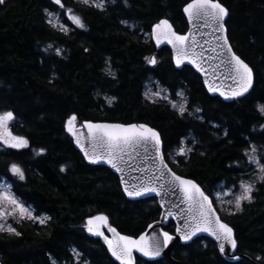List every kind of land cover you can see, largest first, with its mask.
<instances>
[{
    "label": "trees",
    "instance_id": "1",
    "mask_svg": "<svg viewBox=\"0 0 264 264\" xmlns=\"http://www.w3.org/2000/svg\"><path fill=\"white\" fill-rule=\"evenodd\" d=\"M62 2L82 17L84 28L76 27L52 0H6L0 5V110L13 112L11 132L29 141L23 149L0 143V182L6 181L35 216L50 217L45 224L16 217L12 226L19 236L0 231L2 264H51L50 257L58 264H74L73 248L89 264H118L101 239L87 233L86 219L104 213L121 232L138 237L160 217L157 199H128L111 169L85 161L65 130L73 113L78 125L93 119L157 129L172 169L197 181L207 194L237 188L241 179L255 180L252 173H258L243 153L249 143L264 145V118L255 111L257 103H264V0H220L229 11L230 42L255 72L250 95L236 102L211 96L199 74L189 66L177 69L171 50H158L152 41V25L162 18L180 33L188 30L182 11L186 0H127V6L124 0H106L103 11L80 0ZM45 8L61 14L68 31L49 25ZM56 48L62 55H56ZM152 55L156 66L145 62ZM150 82H158L174 99L182 91L192 115L181 117L165 100H145ZM105 97L116 99L109 106ZM196 108L202 111L196 113ZM181 147L192 151L177 155ZM41 148L45 151L38 154ZM11 163L22 168L24 180L8 171ZM255 187L254 200L243 202L240 212L234 207L222 211L211 197L235 230L237 252L261 263L256 257H264V185L257 182ZM166 229L173 233L174 223ZM173 258L187 264H253L227 260L207 238L180 244ZM136 264L176 263L137 258Z\"/></svg>",
    "mask_w": 264,
    "mask_h": 264
},
{
    "label": "snow or ice",
    "instance_id": "2",
    "mask_svg": "<svg viewBox=\"0 0 264 264\" xmlns=\"http://www.w3.org/2000/svg\"><path fill=\"white\" fill-rule=\"evenodd\" d=\"M106 0H80V3L86 7L97 8L101 11L105 10ZM6 0H0V5H4ZM52 3L63 9V15L72 21L78 28H84V22L81 16L74 13L73 9L66 8L62 0H52ZM127 6V0H124ZM45 15L48 18L47 22L52 27H56V23L60 24L62 31H68L63 23L60 22V15L55 12H50L47 8L44 9ZM188 23L189 31L180 34L173 30L172 25L167 19H161L152 25L151 36L155 39L157 45L166 41L172 46V59L177 68L187 62L192 65L195 70L202 75L208 77L204 80V86L211 94H217L224 100L236 102L250 95L254 87L253 71L247 63L233 50L227 37V29L225 28V18L229 15L228 9L220 2V0H186L183 9ZM53 18L56 23H53ZM127 24V21H121ZM202 29H211V33L202 32ZM219 33V35H215ZM214 35V41L205 40L204 44L209 45L207 48L201 44L197 37ZM53 45L49 44L48 48ZM47 50V49H45ZM87 51V49H85ZM56 55H62V50L55 49ZM212 53V55H206ZM145 62L148 65L156 66L158 61L155 56L145 57ZM107 74L115 79V73L110 68ZM219 81V83H217ZM225 81L231 83L225 84ZM158 86V82H157ZM167 89L158 87V90L152 91L146 87L144 93L145 100L150 103H158L159 100H165L171 104V107L178 115L184 117L192 115L188 111L187 98L182 91L175 93L184 99V103L177 104L171 100L168 95L163 93ZM116 98L105 97L104 102L109 106L112 105ZM202 109L196 108L195 112L200 113ZM255 111L264 118V103H257ZM202 119L201 117H198ZM14 119V114L11 111L0 113V143L14 149H23L29 146V141L23 136H16L8 129V122ZM78 117L75 113L70 115L65 122V130L74 137L75 143L83 152L84 158L90 164L106 163L110 165L117 173H120V184L125 195L130 198L142 197L151 193H155L162 198L160 207H164L163 198L179 195L180 203L184 204V208H180L178 213H173L169 209L167 216L180 215L183 217V223L178 224L175 228V235L161 229L158 233L153 232L152 235L141 233L138 237L121 235L116 228L108 223V217L103 214L89 216L85 222L86 231L100 237L107 246L108 252L120 264H136L133 252L139 253L142 257L148 260L156 261L164 251L177 239L188 244L197 237L199 233H207L217 244L219 253L225 255L228 248L232 251V259L240 261L241 257L235 255L238 249V240L235 236L234 229L228 223L221 219L214 207L212 195L216 201H221V193L215 192L206 194L204 190L193 180L187 179L174 172L166 162L163 149V141L161 133L155 128L147 124L139 123H108L102 121H94L93 119L85 120L80 124L81 131L76 127ZM264 128V124L261 125ZM228 133L225 132V135ZM81 136L84 142H81ZM183 143V141H181ZM45 150L41 148L38 154H42ZM192 149L181 147L177 155L186 156ZM244 156L247 158L249 165H255L252 175L256 176L255 180L249 181L241 179L239 182L240 192L235 195L234 208L236 212L242 211V202L252 203L254 200V191H256V183L264 185V145L257 146L249 143L248 148L244 149ZM140 158V165L133 167L131 161ZM128 173H125V169ZM8 171L20 180L25 179V174L22 168L16 163L8 165ZM61 172L65 171L62 166ZM133 172L140 173L139 175H131ZM127 176V178H126ZM235 187V185L233 186ZM232 190L229 189L228 193ZM11 205V211L8 212L2 206L3 203ZM232 204L233 201H228ZM173 207L179 208L178 204H173ZM19 213L21 219L27 218L38 221L40 224H45L50 217L33 216L32 210L25 207L10 191V185L0 184V220L6 215ZM229 215H234V212H229ZM162 215H165L162 213ZM159 223V222H157ZM112 233L109 237L104 234L103 228ZM148 228H153V225H148ZM7 230L19 236L11 224L6 222L0 223V231ZM51 259V264H58V261ZM72 259L74 264H80L82 253L73 248ZM257 260L264 264V257L257 256Z\"/></svg>",
    "mask_w": 264,
    "mask_h": 264
},
{
    "label": "water",
    "instance_id": "3",
    "mask_svg": "<svg viewBox=\"0 0 264 264\" xmlns=\"http://www.w3.org/2000/svg\"><path fill=\"white\" fill-rule=\"evenodd\" d=\"M185 15V14H184ZM186 17V16H185ZM227 18H228V16L225 18V28L227 29V26H226V20H227ZM162 19H167L168 21H169V23L172 25V27H173V30H175L176 32H178L176 29H175V27H174V25L172 24V22L168 19V18H162ZM187 19V18H186ZM161 20V19H160ZM187 22H188V20H187ZM189 27H190V25H189V23H188V30L185 32V33H187L188 31H189ZM202 32H205V33H211V29H202L201 30ZM151 32H152V28H151ZM178 33H180V32H178ZM180 34H184V33H180ZM227 37H228V39H229V36H228V29H227ZM215 35H219V33H216ZM151 38H152V36H151ZM197 39H199L200 40V42H201V44H204V41L205 40H208V41H214V35H212V34H208V35H206V36H204L203 38H201V37H197ZM152 41L154 42V44L156 45V48L159 50V49H161L162 47H168L170 50H171V53H172V46L170 45V44H167V42L166 41H163V42H161L159 45H157V43H156V41H155V39H153L152 38ZM229 42H230V39H229ZM230 44H231V42H230ZM209 45H207V44H204V47L205 48H207ZM231 46H232V44H231ZM232 48H233V46H232ZM233 50H234V48H233ZM235 51V50H234ZM236 52V51H235ZM237 54V53H236ZM206 55H212V53H206ZM238 55V54H237ZM152 56H154V55H152ZM151 56V57H152ZM240 56V55H239ZM241 57V56H240ZM241 59H243L242 57H241ZM173 60V59H172ZM244 60V59H243ZM245 61V60H244ZM245 63H247L246 61H245ZM173 64H174V62H173ZM248 65H249V63H247ZM174 66H175V64H174ZM185 66H189V67H191L197 74H199L201 77H202V80H203V82H204V80L205 79H207L208 77H206V76H204V75H202L201 73H199V72H197L196 70H195V68L192 66V65H190V64H187V62H185V64L184 65H182L180 68H177L176 66V68L177 69H182V68H184ZM249 67L252 69V71H253V76H254V85H255V72H254V70H253V68L249 65ZM217 83H219V81L217 82ZM225 84H228V83H231V81H225L224 82ZM204 84V83H203ZM211 96H214V97H219V98H221L223 101H225V102H233V101H231V100H224L222 97H220L219 95H218V93L217 94H211V93H209ZM82 122H84V121H82ZM81 122V123H82ZM102 122H108V123H120V122H109V121H102ZM80 123V124H81ZM80 124L78 125L77 124V122H76V127L78 128V129H80ZM122 124H126V123H122ZM139 124H146V123H139ZM148 125V124H147ZM150 126V125H149ZM150 127H152V126H150ZM81 131H86V130H84V129H80ZM157 130V129H156ZM158 131V130H157ZM70 135V134H69ZM72 138H73V141H74V144H75V146H76V148L80 151V153L82 154V156H83V158H84V155H83V152L80 150V148L77 146V144L75 143V140H74V137L72 136V135H70ZM81 142L83 143L84 142V138H83V136H81ZM163 151H164V144H163V149H162ZM165 154V153H164ZM85 159V158H84ZM165 159H166V157H165ZM85 161L87 162V163H89L86 159H85ZM166 162H167V160H166ZM168 163V162H167ZM90 164V163H89ZM131 164H132V166L133 167H136L137 165H140V158L138 157L136 160H134V161H131ZM91 165H104V166H106V167H108L109 169H111L112 170V172L115 174V175H117L118 176V178H119V180H120V173H117L114 169H112L111 167H110V165H108V164H106V163H103V162H101V163H98V164H91ZM168 166L172 169V167L169 165V163H168ZM173 170V169H172ZM174 171V170H173ZM174 172H176V171H174ZM125 173H128V169L126 168L125 169ZM177 173V172H176ZM140 173H138V172H133V173H131V175H139ZM178 174V173H177ZM178 175H180V174H178ZM182 176V175H181ZM183 177H185V176H183ZM126 178H127V176H126ZM185 178H187V179H191V178H188V177H185ZM191 180H193V181H195L194 179H191ZM196 183H197V181H195ZM200 187H201V185L199 184V183H197ZM122 188V187H121ZM201 189L203 190V188L201 187ZM123 191V190H122ZM124 193V192H123ZM206 193V192H205ZM207 194V193H206ZM126 197L128 198V199H130V200H141V199H147V198H155V199H157V202H158V205H159V207H160V204H161V202H162V198L160 197V196H157L155 193H151V194H148V195H145V196H142V197H137V198H130V197H128L127 195H126ZM212 198V197H211ZM213 199V198H212ZM163 202H164V207L163 208H161L160 207V209H161V214H160V217H159V219L157 220V221H155V222H153V223H151V225H153V228H146L144 231H143V233H145L146 235H152L153 234V232L155 231V232H159L161 229H163L164 231H168L167 229H166V227L171 223V222H173L174 223V225H175V228H176V226L178 225V224H182L183 223V217H181L180 215H174V216H167L166 215V213H167V211L169 210V209H171V211L175 214V213H178L179 212V209L180 208H184L185 207V205L184 204H181L180 203V199H179V195H173V196H171V197H164L163 198ZM213 202H214V200H213ZM173 204H178L179 205V208H176V207H173ZM214 207L216 208V206H215V203H214ZM216 210H217V208H216ZM162 213H164L165 215H162ZM217 213H218V215L221 217V215H220V213H219V211L217 210ZM99 214H103V215H106V214H104V213H99ZM99 214H96V215H99ZM95 216V215H94ZM107 216V215H106ZM108 217V216H107ZM221 219L222 220H224L222 217H221ZM225 221V220H224ZM157 222H159V223H157ZM226 222V221H225ZM108 223L112 226V227H114V228H116V230L118 231V232H120V234L121 235H127V234H125V233H123V232H121L116 226H114L113 224H111L110 222H109V218H108ZM227 223V222H226ZM150 225V224H149ZM231 226V225H230ZM232 227V226H231ZM103 231H104V234L105 235H107V236H109V237H111L112 236V233H110L108 230H107V228L105 227V228H103L102 229ZM170 234H173V235H175V231L172 233V232H170V231H168ZM88 233V232H87ZM234 233H235V230H234ZM89 234V233H88ZM89 235H91V234H89ZM91 236H93V235H91ZM128 236H130V235H128ZM93 237H95V238H100V237H97V236H93ZM134 237V236H133ZM198 238H207V239H210V240H212V241H214L215 243H216V241L211 237V236H209L207 233H199L198 234V236L197 237H194L193 238V241L195 240V239H198ZM101 239V238H100ZM101 241H102V243L104 244V242H103V240L101 239ZM192 242V241H191ZM191 242H189V243H191ZM188 243V244H189ZM180 244H184L183 242H181V241H179V239H177V240H175L174 242H173V244H171L168 248H166V249H164V251H163V253H162V255L160 256V257H158L156 260H159V259H162V258H168V259H170V260H172L174 263H176V264H187V263H184V262H180V261H177V260H174V258H173V251L176 249V247H178ZM105 245V244H104ZM106 246V245H105ZM106 248H107V246H106ZM108 251V250H107ZM109 253V252H108ZM110 254V253H109ZM232 251H231V249H230V247L228 248V250H227V253L225 254V255H223V257H225L227 260H233L231 257H232ZM235 255H237V256H240L241 257V259H247L248 261H250L251 263H253V264H261V263H259V262H256V261H254L253 259H251L249 256H247V255H245V254H242V253H239V252H237V250H236V252H235ZM110 256H111V254H110ZM133 256H134V258H135V261L137 262V258H140V259H142V260H145V261H151V260H148V258H146V257H142L139 253H137V252H133ZM111 258L114 260V261H116L118 264H120V262L119 261H117V260H115V258L114 257H112L111 256ZM0 264H2V261L0 260Z\"/></svg>",
    "mask_w": 264,
    "mask_h": 264
},
{
    "label": "rangeland",
    "instance_id": "4",
    "mask_svg": "<svg viewBox=\"0 0 264 264\" xmlns=\"http://www.w3.org/2000/svg\"><path fill=\"white\" fill-rule=\"evenodd\" d=\"M53 22L54 23H56V21H55V19L53 18ZM56 25H59V23H56ZM158 87H162L161 85H159L158 84V86H157V84L156 85H153V83L152 82H150L149 84H148V86H147V88H149V89H151L152 91H156V90H158ZM162 88H164V87H162ZM166 89V88H165ZM164 95H168L169 97H170V99L171 100H173V101H175L177 104H182L183 103V101H184V99L183 98H181V97H179V96H177V98L176 99H174V98H172L171 97V94H170V92L167 90V92H165V93H163ZM3 112H5V111H1L0 110V113H3ZM11 122L12 121H9L8 122V129L11 131V129H10V124H11ZM12 133V132H11ZM13 134V133H12ZM14 135V134H13ZM254 167H255V165H254ZM0 184H8L6 181H1L0 182ZM9 185V184H8ZM229 189H231L232 190V192L231 193H229V194H224V193H228L229 192ZM10 191L12 192V189H11V186H10ZM218 192H220L221 193V201H223V202H220V201H216V204L217 205H219V208L222 210V211H229V208L230 207H234V202H235V195H238L239 194V192H240V189H239V187H237V188H226V189H224V190H220V191H218ZM13 193V192H12ZM232 193H234L235 195H233ZM14 194V193H13ZM15 195V194H14ZM16 197V196H15ZM17 198V197H16ZM18 199V198H17ZM20 202H21V200L20 199H18ZM233 201V203L232 204H229L228 203V201ZM22 203V202H21ZM243 203V202H242ZM23 204V203H22ZM24 205V204H23ZM4 208H5V210L6 211H8V212H10L12 209H11V205L10 204H8V203H3V205H2ZM25 207H27V208H30V207H28V206H26V205H24ZM31 209V208H30ZM32 210V209H31ZM32 215L33 216H35V214H34V212L32 211ZM16 217H18V218H20L19 217V213H18V211L17 212H15V213H13L12 215H6L4 218H3V220H0V223H3V222H6V223H8V224H11L12 225V221H13V219H15ZM13 227V226H12ZM80 264H82V263H80ZM86 264H89V263H87L86 262Z\"/></svg>",
    "mask_w": 264,
    "mask_h": 264
},
{
    "label": "flooded vegetation",
    "instance_id": "5",
    "mask_svg": "<svg viewBox=\"0 0 264 264\" xmlns=\"http://www.w3.org/2000/svg\"><path fill=\"white\" fill-rule=\"evenodd\" d=\"M82 264H86V259H81V262Z\"/></svg>",
    "mask_w": 264,
    "mask_h": 264
}]
</instances>
